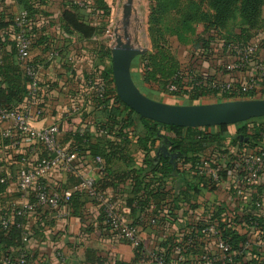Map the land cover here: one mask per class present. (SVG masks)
<instances>
[{
    "label": "crops",
    "instance_id": "crops-1",
    "mask_svg": "<svg viewBox=\"0 0 264 264\" xmlns=\"http://www.w3.org/2000/svg\"><path fill=\"white\" fill-rule=\"evenodd\" d=\"M32 2L38 14L31 24L30 62L41 70L40 82L48 91L45 114L32 122L33 129L40 131L57 125L61 144L70 148L75 147L73 138L76 135H84L91 146L103 147L102 140L108 138L121 143L122 140L117 139L119 127H115L110 135L104 132L103 128L108 126V113L98 109L92 101L89 82L101 81V71L108 70L111 65L104 58L108 47L111 50L113 46L107 32L122 13L126 20V4L122 7L118 0H104L110 9L109 17L100 20L99 25L104 33L84 39L64 21L66 12H75L84 16L86 21L96 23L94 19L98 17L92 19V13L79 7L81 0ZM20 11L16 0H0V14L15 17ZM262 22L263 26L252 37V43L257 46L255 60L250 64L236 65L231 71L227 70L225 64L236 57L228 56L222 48L207 54L199 40L192 45L194 54L192 48H178L175 54L182 71L196 73L214 82L219 91L216 95L211 93L200 97L197 104L217 102L224 92L238 93L239 88H247L255 74L254 66H264V8ZM239 24V17L231 18L226 28L220 31L222 35L218 37L215 34L217 47L225 45V36L229 33L236 39ZM11 39L14 41L13 35ZM12 53L11 46L0 50V66L3 59ZM140 57L136 66L133 61L132 78L139 90L147 94L146 91L151 88L144 82L146 62L142 60L143 56ZM251 91L250 96L253 98L247 100L264 99V87L259 85ZM191 93L187 88L186 93L169 98L179 104L190 100ZM77 108L80 111H76ZM132 119L134 126L124 133L128 134L125 138L135 168H141L146 155L139 140L147 136V129L142 121L144 119L137 114ZM261 124L264 126V120L257 125ZM255 127V124L247 122L227 126L222 141L201 143L202 150L188 153L190 161L185 166L180 164L185 180L181 177L162 178V194L146 208L147 217L140 225L141 258L137 261L135 249L115 239L108 230L98 199L82 190L86 180L99 182L103 179L90 151L81 153L72 171L53 169L45 177L50 194L69 193L77 196L74 204L78 209L61 202L57 207L42 208L23 218L24 246L21 250L12 249L10 253L26 254L30 257L28 264H153L150 257L155 254H161L171 264H175L177 256L171 252V245L199 227L217 222L224 233L243 235L250 220L258 223L260 226L257 225L256 230L264 233V173L256 182L247 183L240 162L244 156L264 150V141L257 144L252 142ZM217 128H190L193 129L191 133L187 132L188 128H183L182 138L188 144H198L210 135L220 134L221 130ZM244 128L248 131L247 136L240 133ZM162 133L177 139L174 132L163 130ZM121 144L125 145L123 142ZM155 147L159 148V142H156ZM151 154L154 158L157 156L156 151ZM45 158L46 152L35 146L30 137L19 133L11 124L0 123V170L8 180L6 185L0 187V222L6 217L12 219L15 210L32 201L30 193L19 190L18 174L26 162L35 163ZM202 162H210V170L219 174L220 179L213 182L209 171L204 170L202 173L201 168L199 174L195 172L193 165ZM105 196L114 202L119 216L129 224H138L144 216L134 201L135 195L130 184L121 185L115 190L107 189ZM205 251L214 258L219 256L216 243L211 238L206 239ZM0 255H3L1 248ZM235 255L237 264L249 263L251 256L253 261H264V249L255 243ZM186 258L192 262L196 255L189 250ZM0 264H3V260H0Z\"/></svg>",
    "mask_w": 264,
    "mask_h": 264
},
{
    "label": "trees",
    "instance_id": "trees-1",
    "mask_svg": "<svg viewBox=\"0 0 264 264\" xmlns=\"http://www.w3.org/2000/svg\"><path fill=\"white\" fill-rule=\"evenodd\" d=\"M21 7V11H26L29 15L30 24H32L34 18L38 14V9L33 5L32 0H16ZM87 2L81 0V2ZM156 2L167 3L168 8H176L173 6L174 0H155ZM210 14L205 13L204 23H206V37L199 40V44L205 52L213 53L216 49L222 48L225 50L228 56H235L236 59L231 61L228 64H225L227 70L229 66H233L231 70L234 69L236 65L239 64H250L255 60V54L250 57L248 62L243 60L244 49L248 46L254 45L252 43L253 34L256 33L262 26V11L264 8V0H208ZM93 7L96 11V15L92 16L94 22H88L82 15H77L75 12H66L64 15V21L68 26L84 39H92L94 36H99L104 33L102 31L101 19L109 17L110 9L106 6L104 0H97L93 4ZM80 7V6H79ZM190 6L189 11L192 10ZM196 11H200V8H196ZM201 13V12H200ZM202 14V13H201ZM195 14H191L189 18L183 20L181 25H186V23H192ZM239 17L240 24L238 26V34H236V39L232 38L231 33L225 36L226 43L221 47H217L216 42V33H211V31H222L226 28L228 21L233 18ZM91 19V18H90ZM31 27V26H30ZM16 16H5L0 14V50L5 49L7 46L13 47V53L10 54V57L3 59V63L0 66V108L2 109H15L17 108L25 99L28 94V77L26 75V66L23 65L18 60L17 47H16ZM12 35L14 41H12ZM178 35V33L176 34ZM180 45L185 46L186 42L180 41ZM264 46V41L262 42ZM173 45L169 43L158 45L155 47V51L150 54H146L142 57V60L146 62L145 73H144V82L148 84L151 90L156 91L157 93H169L168 88L170 86H176L177 92L171 95H181L186 93V89L191 90L190 101L196 102L200 97L206 96L208 94L216 95L219 93L216 90L217 86L214 82L206 80L196 73L190 72L185 73L182 71L180 66V61L175 54V50L172 47ZM104 58L108 59V62L111 64V50L108 47L104 54ZM31 65H34L32 62ZM230 70V71H231ZM101 82L105 87V92L103 95H99L96 91L92 94L91 99L95 103L98 109H101L108 113V126L104 127L103 130L110 135L115 127H119V133L117 139L122 140L125 145L118 142L116 139H103V147L100 145L91 146L90 142L84 135H76L74 139V148H70L72 152L76 153L77 160L79 159L81 153L90 151L93 160L95 161L97 167L100 165L96 162L97 158H101L104 162L102 165L103 170L100 171V175L103 176V179L99 182H95V189L98 197H102L98 202L101 206L102 215L104 222L108 227L106 217L104 215V204L103 201L108 199L105 196L106 190H115L121 185L130 184L134 191L135 199L137 202V207L140 211H143L142 218L138 221V224H131L132 226L140 230V225L145 221L147 217L146 208L152 201L160 198L162 194L161 185L163 184L162 178L167 177H181L185 180L184 173L180 170V164L186 165L190 160L188 158V153L198 152L203 149L201 143H212L223 140L224 133L227 130V126L216 127L221 130L220 134L210 135L204 138L198 144L190 143L188 144L186 140L182 138L183 128L165 126L150 120H142L147 129V136L144 139L139 140V145L146 155L144 160V165L141 168H135L134 160L131 157L130 150L128 148V141L125 137L128 136L125 131L130 130L134 126L133 116L136 114L126 107L121 100L119 99L112 77V68L111 65L108 67V70L101 71ZM253 79V82H252ZM262 83V84H260ZM264 87V78H251L249 85L245 89H238L236 92H224L221 94V98L217 100V103L223 102H233L241 101L253 98L251 90L257 88V86ZM157 88V89H154ZM264 118L253 119L248 121L249 124H255L254 135L252 136V142L257 144L258 142L264 141V126L263 124L257 125L262 122ZM208 128L204 129L207 130ZM166 130L168 132H174L177 135V139H171L166 135H163L162 131ZM187 132H192L193 129H186ZM247 129L240 131L241 134L246 135ZM251 137V136H250ZM125 138V139H124ZM159 142V148L156 149L155 144ZM43 150V149H42ZM44 151V150H43ZM152 151L157 152V156L152 157ZM263 151V150H262ZM259 151V152H262ZM256 152V153H259ZM47 154V153H46ZM243 173L245 176L247 174L244 172L243 160L240 159ZM210 162L195 163L193 169L199 174L202 169L204 170L211 169ZM203 176V175H202ZM243 176V177H244ZM212 181L216 182L220 179V175L216 177L212 176ZM247 182V181H246ZM77 200V196H72L66 204L69 203L70 207L74 206L75 209H78L77 205L74 204ZM109 200V199H108ZM113 204L114 202L110 199ZM39 211V210H38ZM37 211V212H38ZM118 213V212H117ZM119 215V214H118ZM12 219L10 217L3 218V220H10V225L8 228H3L0 222V248L3 251V255H0V260H7L9 258H14L15 256L23 255L28 264V257L26 254L19 253L17 255H12L10 251L12 249L21 250L24 246V233L22 230V217L17 216V210L12 214ZM210 225V224H209ZM209 225L199 227L192 232L185 235L181 241L174 242L171 245V252L177 256V261L175 264H196L203 255L206 253V239L203 238V230ZM258 223L248 221L247 228L243 235H228L224 233V238L227 240L231 247L230 256L236 262V253L242 252L246 247L247 243H254L252 239V229H257ZM260 226V225H259ZM197 239L193 245L187 243L189 236L197 235ZM115 238V237H114ZM123 242L122 240H118ZM125 243V242H124ZM127 244V243H126ZM181 248L183 251L184 261H179V253H177V248ZM136 251V259L141 258V246L139 248H134ZM191 250L195 253L196 258L194 261H187V253ZM157 256H162L165 259L167 264H171L167 258L161 254H155ZM152 260V256L150 257ZM249 260V261H248ZM247 261L252 264L255 261L252 260V256ZM206 264H223L221 261L210 262Z\"/></svg>",
    "mask_w": 264,
    "mask_h": 264
},
{
    "label": "built area",
    "instance_id": "built-area-1",
    "mask_svg": "<svg viewBox=\"0 0 264 264\" xmlns=\"http://www.w3.org/2000/svg\"><path fill=\"white\" fill-rule=\"evenodd\" d=\"M87 2H80L79 6L86 11L92 13V16L96 15V11L93 7V3L97 0H85ZM31 24L29 15L26 11H20L16 16V47L18 60L26 66V75L28 77V94L23 102L15 109H2L0 108V123L11 124L19 133L30 137L34 145L40 147L47 153V158L35 163L26 162L25 166L20 170L17 179V185L22 193H30L32 195V201L25 207L17 210V216L26 218L38 210L46 207H57L61 202L67 203L72 197L71 194H50L48 185L45 182V177L50 170L63 169L65 171H72L77 161L76 153L72 152L67 146H63L59 140V128L57 125L44 128L43 130L36 131L32 127V122L35 119H41L45 114V101L47 98V90L42 86L40 82L41 70L30 63V53L32 48L31 38ZM107 36L112 37L110 31L107 32ZM257 46L252 45L244 49L243 60L248 62L250 57L256 53ZM233 66H229V70ZM254 77L264 78V66L262 64H256L254 66ZM253 82V79H252ZM89 86L92 94L96 91L100 96L104 94L105 87L101 81H90ZM169 94L177 92L176 86H170L168 88ZM91 94V96H92ZM76 111H80L77 108ZM8 135L6 134V137ZM244 172L247 174V183L256 182L264 173V150L259 153H253L242 158ZM96 162L100 165L97 167L98 172L102 171V165L104 164L101 158H97ZM211 176L216 177V172L208 168ZM7 178L2 174L0 170V187L7 184ZM95 182L93 180H86L82 184L83 192L87 193L91 197L98 198L100 201L102 197H98L96 189L94 187ZM104 215L106 217L110 232L115 239L122 240L129 244L133 248H139L141 246L140 230L125 219L120 217L117 213L115 205L105 199ZM10 220H2L1 225L3 228H8ZM155 224V222H154ZM203 238H211L215 241L219 256L217 258L212 257L209 253H205L201 260L196 264H206L210 262L221 261L223 264H234L233 258L230 256L231 247L227 240L224 238V230L220 227V224L214 222L205 228L202 232ZM199 239L198 234L189 236L187 243L193 245L194 242ZM252 239L256 245L264 249V233L262 231L255 230L252 232ZM181 241V240H180ZM250 246L249 243L246 245ZM179 253L178 260L184 261L183 251L181 248H177ZM153 264H167L162 256L153 255ZM3 264H26L25 257L15 256L3 261ZM252 264H264L263 259H256Z\"/></svg>",
    "mask_w": 264,
    "mask_h": 264
},
{
    "label": "water",
    "instance_id": "water-1",
    "mask_svg": "<svg viewBox=\"0 0 264 264\" xmlns=\"http://www.w3.org/2000/svg\"><path fill=\"white\" fill-rule=\"evenodd\" d=\"M129 0L128 3H131ZM129 5L125 8L126 20ZM146 54L116 35L111 48L112 77L121 102L142 119L178 128H214L264 118L263 100H241L196 106H174L145 96L132 78L133 61Z\"/></svg>",
    "mask_w": 264,
    "mask_h": 264
},
{
    "label": "rangeland",
    "instance_id": "rangeland-1",
    "mask_svg": "<svg viewBox=\"0 0 264 264\" xmlns=\"http://www.w3.org/2000/svg\"><path fill=\"white\" fill-rule=\"evenodd\" d=\"M122 7L128 6L130 8L127 20H124V13L114 21L113 26L109 28L111 36L108 39L111 45H114L116 35L121 37L124 42L129 43L132 47L145 50L146 54H150L155 51V47L158 45L172 44L174 52L176 53L178 48H185L180 45V41L186 42L185 49L193 50V43L197 40L206 37V23L203 20L206 16L205 13L210 14L208 0H174L173 6L176 8H168L167 3H159L155 0H118ZM192 10L189 11L190 6ZM200 8V11H196V8ZM122 9L121 7H119ZM120 13V10H118ZM122 12V11H121ZM202 14H201V13ZM205 12V13H204ZM191 14H195L192 23L188 22L186 25H181L183 20L189 18ZM178 33V35H176ZM211 33L218 34V37L222 35L220 32L211 31ZM145 54V55H146ZM191 54V55H192ZM141 57H137L134 62V66L138 64ZM157 89V88H154ZM142 92V91H141ZM143 93V92H142ZM145 96L152 100L165 103L168 105H180L186 104L189 106L201 105L198 102L181 101L179 104L169 97L171 94L156 92L153 90L146 91ZM215 104L217 102H209V104ZM206 105V104H202Z\"/></svg>",
    "mask_w": 264,
    "mask_h": 264
}]
</instances>
